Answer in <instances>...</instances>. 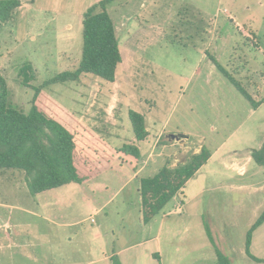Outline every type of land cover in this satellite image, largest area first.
Wrapping results in <instances>:
<instances>
[{
	"label": "rangeland",
	"instance_id": "obj_1",
	"mask_svg": "<svg viewBox=\"0 0 264 264\" xmlns=\"http://www.w3.org/2000/svg\"><path fill=\"white\" fill-rule=\"evenodd\" d=\"M32 1H27L32 7L22 21L24 39L18 41L13 23L0 26V76L5 80L9 101L26 112L33 91L20 85L18 70L24 61L33 63L37 73L33 85H38L75 69L81 55L83 14L65 12V6L73 0H62L59 8H53L49 0ZM36 4L42 10L33 9ZM107 11L119 31L122 62L115 82L82 75L79 81L52 84L45 91L75 113L85 104V117L97 119L96 123L92 121L96 124L92 129L113 148L131 144L129 110L141 114L147 136L138 147L141 159L149 157L140 176L154 175L170 160L165 152L162 156L160 146L154 150L153 143L161 129L167 134H189L187 143L195 146L204 140L208 150L221 144V152L243 154L263 146L264 107L250 113L248 102L216 69L212 59L249 94V81L261 83L264 0H117L107 6ZM67 22L74 26L71 39L63 30V23ZM254 40L261 51L254 46ZM237 71H242L243 76ZM109 90L116 96L117 104L106 113ZM228 156L225 155L227 161ZM216 160L198 175H204L201 183L209 187L204 198L231 199L233 193L213 188L218 183L235 181V177L228 179L230 175ZM253 162L250 168H255ZM131 175L128 166L114 163L112 169L87 185L68 184L31 196L22 173L0 172V205L9 207H0L1 222L7 216L25 218L27 214L23 212L28 210L29 214L51 216L66 223L60 231L67 237L64 245L53 246L55 238H49L53 225L32 218L28 231L12 234V245L6 247L5 232L0 227V264H110L102 260L103 254L142 236L136 227L139 204ZM171 199L169 203L173 202ZM103 205L101 211L94 213ZM167 209L162 208L160 214ZM122 210L129 211L128 215ZM234 232L237 238V230ZM94 234H98L96 252ZM20 238L29 243L16 247L14 243Z\"/></svg>",
	"mask_w": 264,
	"mask_h": 264
},
{
	"label": "trees",
	"instance_id": "obj_2",
	"mask_svg": "<svg viewBox=\"0 0 264 264\" xmlns=\"http://www.w3.org/2000/svg\"><path fill=\"white\" fill-rule=\"evenodd\" d=\"M115 1L99 0L83 13L81 55L75 69L33 85L37 74L31 62L24 61L19 67L20 85L33 91L27 112L9 101L5 80L0 76V172L22 173L31 196L69 183L83 185L97 178L115 159L128 163L134 172L138 169L140 152L136 143L112 148L45 91L52 84L79 81L82 75H93L107 83L115 81L122 58L114 23L107 11V6ZM19 6V0H0V26L15 21V10ZM212 63L251 106L256 107L239 82L214 59ZM128 118L135 141H143L147 136L144 117L129 110ZM209 156V151L202 147L184 164L173 168L164 166L152 176L140 177L138 194L142 223L155 217ZM252 158L257 165H264V144L253 151ZM263 220L264 210L246 233L248 255L251 232ZM216 255L217 264H231L218 250ZM110 260L111 264H121L116 255Z\"/></svg>",
	"mask_w": 264,
	"mask_h": 264
},
{
	"label": "crops",
	"instance_id": "obj_3",
	"mask_svg": "<svg viewBox=\"0 0 264 264\" xmlns=\"http://www.w3.org/2000/svg\"><path fill=\"white\" fill-rule=\"evenodd\" d=\"M27 1L28 0H21L20 6L15 10V21L13 22V24L15 25V35L18 41L26 37V33H24V27L22 26V21L26 20V14L28 13L30 7H32L31 4H29V2ZM33 1L35 3H38L39 1L43 2L42 0ZM98 1L99 0H73L72 3H68L65 6V8H67V11L65 12H75L83 14V10H86V8H89ZM48 3L53 8H59V6L62 4V0H49ZM36 7L37 8L33 9L42 10L39 8V4H36ZM69 9H71V11H68ZM125 25L126 24H124V26ZM124 26L122 28H124ZM114 27L117 36L119 32L118 27L116 24H114ZM73 28L74 26L70 23H63V30L66 33L65 35L68 36L69 39H71L70 31L73 30ZM122 32L123 29L121 30V33ZM126 33L127 36H129V31H126ZM31 39H34V37H32ZM253 43L256 49L261 51L258 43L256 41ZM31 64L33 66V69L36 71L32 62ZM239 72L240 71H237L236 74L243 76V72ZM246 79H248V77ZM261 79L262 81L260 84H257L253 81L248 82L247 80L252 91L251 94L247 92L246 93L250 96L251 101L256 106L252 107L251 104L244 98L250 106V113L255 114L264 107L263 74L261 75ZM90 92L92 93V91ZM98 93L102 94L101 90H98ZM108 93V107L105 108L106 113L110 111V108L112 109L113 107L114 109V105L117 104L116 96L114 95L113 91L109 90ZM85 107L86 106L84 104L83 109ZM63 108L66 109L65 107ZM83 109H81L79 113H75L74 111H70L69 109L66 110L74 113L77 116L78 121L89 127L96 135L100 136L94 131V129H92V126L96 125L93 124L92 121L96 123L97 119L91 117L89 118L92 120L87 119V116L83 113ZM114 120L115 119L113 118L112 124ZM165 134L167 133L164 130H159L157 132L153 146L154 150L160 146L162 156H164V152L165 155L169 156L170 160L167 161L166 166L170 168L188 162L192 155L199 153L202 147L205 148V146L203 145L204 140L199 141L197 143L198 145L196 146L187 143V141L189 140V134L187 135L188 138L184 140V144L171 140H166V142H163L162 140L165 139H163L162 137H164ZM100 137L109 144V142L105 138H103L102 136ZM131 140V143H136V145L138 146L139 142L135 141L134 135ZM159 140L161 143H158ZM222 146L223 145L220 144L217 148H214L212 150L207 149L210 153V156L206 163L202 165L194 174V176L186 182L182 190L171 199L173 200V202H168L164 205V207H168V209L163 211L161 214L159 212L146 224L142 223L141 220L138 179L142 177L140 176L141 172L145 167L148 166L145 165V162L149 155L146 156L145 160L141 159L140 155L139 166L135 172L131 169V166L128 163L115 159V161L111 163L110 167L100 175L112 169V165L114 163H117L119 166L126 165L130 168L132 174L131 180L133 179L135 181V191L138 195L139 204V208L137 211L138 215H136V227L143 237L141 236L140 240H129L127 242L125 241L117 249L114 250L113 248L109 253L110 255L103 254L102 260L110 261L111 264V256L116 255L121 264H217L216 250H218L223 255L227 256L231 264H264V220L260 224H258L251 232L250 243L248 246V252L251 257L246 253L245 250L246 233L264 210V165H257L252 161V153L254 151L253 149L248 152L246 151L243 154H238L237 151L221 152ZM225 155H229L228 161L226 160ZM215 158L217 159L215 163L219 162L221 165H223L226 173L230 175L228 179H231V177H235V181L222 184L218 183L214 185L213 188L214 190H222L227 194L233 193V198L231 199H229V197L225 200L204 198V195L209 187H206L201 183L204 175L199 178L198 175L200 173L202 174L205 171L207 164L213 161ZM220 161H223L224 163ZM176 162L180 163L177 164ZM251 162L254 163L255 168H250ZM100 175H98V177ZM93 180L83 185H87ZM191 181H194V184H190L192 183ZM168 205H170V207ZM0 207L9 208L5 205H0ZM104 207L105 206L103 205L94 213H98ZM20 211L23 212L24 210L21 209ZM122 211L127 213V215L129 213V211L127 210ZM28 212V210L26 212H23L27 214V217L25 218L16 217L13 219L7 216L3 218L2 222L0 221V227L5 232L4 238L6 239V247H11L12 245L9 243L12 234H19L24 230L26 232L28 231L26 230V228L31 227L29 225L31 223L29 220L32 218L41 219L46 223L47 226L49 224L53 225L54 231L52 233H49L50 239L55 238L54 242L52 243L53 246L57 243L59 248L60 243L62 245L65 244V240L67 239V237L66 234H64V231H60V229L65 228L66 223L59 222L51 216L43 217L34 214L32 215ZM28 215H31L32 217L30 218L28 217ZM226 229H228V232L226 231ZM229 230L233 232H229ZM235 230H237L238 232L236 233L237 238H235ZM97 237L98 234L93 235L95 252L97 249ZM19 240V242L14 243L16 247H23V245L29 243V241L23 243L21 238ZM47 244L49 243L47 242ZM2 246L3 245L0 244L1 248ZM88 251L89 256L91 255L92 247H90ZM253 258L261 261H256Z\"/></svg>",
	"mask_w": 264,
	"mask_h": 264
},
{
	"label": "water",
	"instance_id": "obj_4",
	"mask_svg": "<svg viewBox=\"0 0 264 264\" xmlns=\"http://www.w3.org/2000/svg\"><path fill=\"white\" fill-rule=\"evenodd\" d=\"M164 137L167 138L168 140L177 141L181 144H184V140H186L188 138L187 135L182 134V133L166 134Z\"/></svg>",
	"mask_w": 264,
	"mask_h": 264
},
{
	"label": "built area",
	"instance_id": "obj_5",
	"mask_svg": "<svg viewBox=\"0 0 264 264\" xmlns=\"http://www.w3.org/2000/svg\"><path fill=\"white\" fill-rule=\"evenodd\" d=\"M91 221H93V220L91 219Z\"/></svg>",
	"mask_w": 264,
	"mask_h": 264
}]
</instances>
